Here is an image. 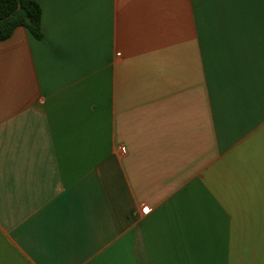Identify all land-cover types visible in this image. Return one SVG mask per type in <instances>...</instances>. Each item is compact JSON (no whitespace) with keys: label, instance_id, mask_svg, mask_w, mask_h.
<instances>
[{"label":"crops","instance_id":"0c3cea01","mask_svg":"<svg viewBox=\"0 0 264 264\" xmlns=\"http://www.w3.org/2000/svg\"><path fill=\"white\" fill-rule=\"evenodd\" d=\"M0 42V264H264V0H36Z\"/></svg>","mask_w":264,"mask_h":264},{"label":"trees","instance_id":"16d2710c","mask_svg":"<svg viewBox=\"0 0 264 264\" xmlns=\"http://www.w3.org/2000/svg\"><path fill=\"white\" fill-rule=\"evenodd\" d=\"M41 20L42 9L36 0H0V42L9 39L19 27L41 40Z\"/></svg>","mask_w":264,"mask_h":264},{"label":"water","instance_id":"95a60500","mask_svg":"<svg viewBox=\"0 0 264 264\" xmlns=\"http://www.w3.org/2000/svg\"><path fill=\"white\" fill-rule=\"evenodd\" d=\"M20 7V6H19Z\"/></svg>","mask_w":264,"mask_h":264}]
</instances>
